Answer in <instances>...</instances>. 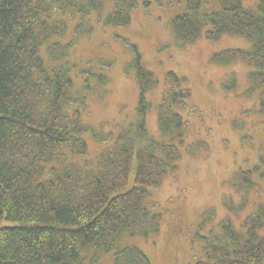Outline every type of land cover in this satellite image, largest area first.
Masks as SVG:
<instances>
[{"label":"trees","instance_id":"obj_1","mask_svg":"<svg viewBox=\"0 0 264 264\" xmlns=\"http://www.w3.org/2000/svg\"><path fill=\"white\" fill-rule=\"evenodd\" d=\"M106 1L114 5L105 24L127 25L137 0H0V223H18L0 225V264H95L109 251L114 252L115 264H149L137 246L119 248V243L126 237L150 238L159 231L160 214L147 206L146 198L177 167L183 132L173 137L170 127L180 129L183 122L170 110L181 104V92H170V99L159 107L165 138L148 137L147 93L155 80L133 52L130 68L139 91L134 131H121L117 144L88 170L65 162L67 151H86L87 129L78 112L71 116L65 110L72 102L71 79L53 53L62 47L64 56L71 45L59 42L67 18L78 17V31L90 11ZM203 2L186 0L184 12L171 19L175 39L184 44L201 34L212 40L223 34L244 37L249 49H228L213 60L225 54L218 63L248 61L252 88L264 113V0L257 12L243 8L240 0H219L220 10L211 14H201ZM143 5H148L146 0ZM43 47L55 64L48 66ZM244 176L243 183L253 185L248 171ZM263 219L260 206L242 228L223 223L221 238L206 235L204 258L195 264H264Z\"/></svg>","mask_w":264,"mask_h":264},{"label":"rangeland","instance_id":"obj_2","mask_svg":"<svg viewBox=\"0 0 264 264\" xmlns=\"http://www.w3.org/2000/svg\"><path fill=\"white\" fill-rule=\"evenodd\" d=\"M143 1L137 0L124 26L105 24L114 5L109 1L90 11L85 27L78 31V17L67 18L59 42L71 45L64 56H60L62 47L53 56L70 76L72 102L65 110L71 116L79 113L87 129V149L81 155L67 151L65 162L88 170L98 164L100 154L117 144L121 131L123 135L134 131L139 91L130 65L135 52L155 80L147 93V136L165 138L159 107L170 99V92L179 91L181 104L170 111L180 115L183 126L175 129L172 124L170 130L173 137L183 132V142L177 144L175 171L165 174L146 198L147 206L160 214L159 231L150 238H123L119 248L137 246L149 264H195L204 258L206 235L221 238V225L227 222L242 228L264 206V177L259 173L264 172V113L249 78L251 66L241 58L218 63L225 54L213 60L222 51L247 50L251 45L231 34L216 40L201 34L179 43L171 19L184 12L186 0H146V6ZM240 2L257 12L260 0ZM220 8L219 0H204L200 12L211 14ZM42 56L48 66L55 64L45 47ZM169 72L174 76L169 77ZM99 76L105 80L100 82ZM247 171L253 182L250 187L243 183ZM133 176L132 168L129 183ZM260 234L264 236V223ZM95 264H115L114 252L101 253Z\"/></svg>","mask_w":264,"mask_h":264}]
</instances>
